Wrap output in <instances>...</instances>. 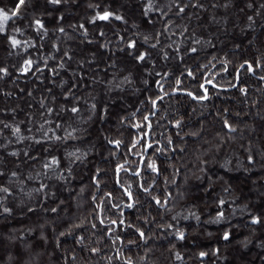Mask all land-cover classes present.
Wrapping results in <instances>:
<instances>
[{
    "label": "trees",
    "instance_id": "1",
    "mask_svg": "<svg viewBox=\"0 0 264 264\" xmlns=\"http://www.w3.org/2000/svg\"><path fill=\"white\" fill-rule=\"evenodd\" d=\"M13 2L14 0H0V6H11ZM160 2L163 3L164 0ZM184 2L187 3L188 0ZM200 2L203 3L204 9L187 10V15L192 16L191 21L176 16H170V19L175 21L176 25H187L189 33L194 32L202 41H212L213 46L197 45L201 49L199 55L186 57V64L195 70L198 64L207 63L212 56H216L218 58L214 61L216 68L198 70L197 81H201L202 75L219 72L214 81L218 87L213 89L209 86L210 99L203 104L192 101L186 96H180L166 98L160 105L161 111L157 116L166 115L171 119L173 114L183 115L186 121L185 132L196 131L201 125L203 131L195 139L190 136H186L184 141L176 138L177 151L171 153V160H165L164 174L157 178V186L154 189L157 195L163 194L164 177L170 180L167 188L172 197L169 202V207L173 208L172 212H165L162 208H150L149 199L143 194L138 196L140 203L136 209H121L126 219L153 235V239L149 240L147 245L141 243L138 246L125 247L123 251L126 256H132L134 260L139 261V258L150 249L146 257L147 264H264V223L251 224V216L258 215L264 218V81L257 78L259 75H264V71L257 70L256 76L242 69L238 72V86L246 87L248 90L246 98L238 88L223 90L231 88L229 81L235 83L234 76L240 63L244 60L253 61L264 52V15L255 16L262 0H200ZM225 3L229 4L227 9L222 7ZM248 3H253V8H247ZM89 4H99L101 6L99 10L110 6V10L123 15L127 23L113 21L108 24L91 25L88 19L94 14V10L88 7ZM213 4L218 6L213 8ZM46 10L51 12L50 16H43L49 28V36L43 41L44 47L40 51L35 49L31 51V57L40 59L52 55L55 50L51 45L58 43L61 53L65 50L69 51L73 60L66 65V71H61L55 77V82L52 81L51 73L47 70L43 74L33 71L27 76H19L15 73V69L11 68L18 62L19 57H9L4 50L3 41H0V64L10 66L14 73L6 80L0 81V119L7 118L11 122V116L5 117L3 112L14 108L17 112V122L31 117V122L22 127H32L33 133L39 137L40 133L37 129L42 122L40 116L42 110H39L40 99L47 97V103L51 104L52 95H55L58 108L59 94L62 91L59 85L64 83L65 89L72 86L76 95L82 98L81 119L77 126L84 131L78 134L81 138L76 141L55 145L53 152L63 156L66 150L79 148L82 152L88 153V158L74 166L76 178L68 184H62L54 176L51 179L45 178L43 182L49 185V191L56 193V197L49 195L47 199L42 193L32 191L39 187L38 179L33 181L24 179L29 173L35 176L41 170L40 162L21 163L19 171L22 173L23 184L12 185L14 195L8 199L9 206L14 209L13 214L0 215V264H10L9 256L17 261L21 254L20 264L24 262L63 264V257L67 254L70 258L73 252L78 257V264H107L101 256H112L113 248L106 237L100 245L103 252L96 257H91L87 251L77 245L75 236L60 237L61 247L58 249L55 242L60 231H64L73 222H79L78 218H84L91 212V195L95 189L90 177L95 169L99 168L106 172L105 183L101 186V192H97L96 195L102 196L103 192L114 188L112 168L116 161L121 159L124 148L113 149L105 137L120 138L127 143L130 133L136 132L135 129L127 127L128 122L132 120L131 113L137 107L147 112V108L141 105L140 101L156 92V85L152 80L158 78L149 77V85L147 87L143 85L141 82L143 74L140 69L133 66L130 58L117 51L119 36L115 33L118 32L125 38L130 36L135 38L134 32L141 35L152 33L160 30L163 25L156 23L153 26L143 21L140 0H67V3L56 10L47 4V0H26V7L22 8L25 19L19 22L20 26L25 27L33 15L39 17ZM248 15H253L256 21L251 28L247 20ZM59 16L64 17L61 26L65 29V35L55 31ZM80 23H84L88 28V39L93 40L92 44H88L80 35L81 30L78 28ZM73 25L77 27L74 29ZM133 25L137 27L134 29ZM100 30L106 33L105 37L98 35ZM176 30L177 35L172 37V40H175L177 46L183 50L184 45L191 44V40L188 39L189 34L181 37L179 29ZM28 38L34 39V42L38 40L31 30H26L24 37H21V39ZM161 39L164 45L171 42L166 37ZM104 43H108V48L100 47ZM166 50L172 52V49ZM59 55L56 54V59L50 61V65L58 66ZM89 59H94L96 63H87ZM153 59L157 61V69L173 72V77L165 84L166 88L185 67L184 63H177L175 59L165 63L155 52ZM222 59L230 61L228 73H223L221 70L219 60ZM113 62L116 67L107 68V65ZM80 63L84 64L83 69L79 68ZM40 66L43 67L42 61ZM130 73L132 84L125 85L123 91L108 92L107 81H112L113 76L116 81L122 80ZM80 75H84V80L76 85L74 81ZM94 78L100 82L95 83ZM41 80L43 83H40ZM197 81L184 78L183 87L195 93L198 91ZM48 89H52L51 94ZM29 91L33 93L31 97L27 95ZM3 92H11L12 95L5 97ZM85 101L87 104L84 103ZM254 101L255 106H253ZM93 102L98 105V109L107 107V115L103 111H98L96 116L88 120L90 115L88 106ZM223 109L229 110L231 122L238 128L230 140L226 139V130L222 129L218 119V113ZM236 113H239V116ZM124 117H128V120L121 124V119ZM64 118L67 119L66 116ZM51 119L60 122V117L55 115ZM153 124V136L157 140L163 139L161 133L167 136L175 132V129L168 126V120H160L157 126L156 118H153ZM58 134L63 135V132ZM5 135H8L6 130ZM219 142H223V146L217 151ZM3 143V137H0V144ZM29 143H13L9 145L8 150L22 151L28 147V150L34 154L43 155L40 146L29 147ZM249 146L254 156L253 164L247 162ZM180 147L185 148L183 153L179 152ZM113 151L117 153L115 158L111 155ZM130 159L135 160L136 157ZM172 165L179 169L174 182H171ZM8 167L12 168L14 165L9 163ZM201 167L206 168L205 173L199 171ZM198 176L200 179H197ZM121 179L124 183L133 184V192H136L134 177L122 174ZM20 187H23V192L19 190ZM81 187H84L82 194ZM226 188L228 191H225ZM29 192L31 196L27 195ZM114 195L117 197L114 202L124 203L120 199L119 190ZM221 198L227 202L222 209L224 218L217 223L214 221L219 209L218 200ZM60 200L64 201L62 205L59 204ZM57 205H59L58 213H51L50 207ZM29 207L34 211L29 212ZM149 212L152 214L149 219L154 217L155 223L145 225L143 218L147 217ZM112 213V218H115V210H112ZM177 213L181 215L173 221L171 217ZM190 213L199 216V220ZM107 215L106 212V217ZM137 217L140 219L138 220ZM160 223H172L175 227L165 232L156 227V224ZM177 228L185 232V240L178 241L171 234ZM226 231L230 234L228 240L223 239ZM79 234L90 236V230H77V235ZM101 234L97 233V235ZM121 235L127 234L121 232ZM92 241L94 243L95 237ZM201 251L208 254L203 261L199 258ZM176 252L183 257L182 261L176 260ZM114 264L119 262L114 261Z\"/></svg>",
    "mask_w": 264,
    "mask_h": 264
},
{
    "label": "snow or ice",
    "instance_id": "2",
    "mask_svg": "<svg viewBox=\"0 0 264 264\" xmlns=\"http://www.w3.org/2000/svg\"><path fill=\"white\" fill-rule=\"evenodd\" d=\"M67 3V0H47V4L52 7L53 10L59 9ZM141 4V15L145 23L155 26L156 23H161L163 27L152 33H145L141 35L138 32H134V37L132 36L125 38L120 33H115L119 36L117 42V51L123 53L126 58H130L133 62V66L139 68L142 72L141 82L145 87L149 85V77H156L158 79H153L152 83L156 85V92L153 95L146 96L140 101V104L147 108V112H143L140 107L134 109L131 113L132 120L128 122L127 127L135 129V133H130V139L127 143L123 139L116 138L112 139L105 137L107 143L112 145L113 149L124 148V153L120 160H117L112 168L113 173V184L114 188L109 191L103 192L102 196H97V192H101V186L105 183L106 172L99 168L95 169L90 177L91 184L94 186L95 191L91 195V212L88 216L84 218H78L79 222L71 223L64 231L58 233V238L55 242L56 248L61 247L60 237L75 236V243L80 245L83 250L87 251L91 257H96L101 255L103 252L100 246L104 238L110 241L111 247L113 248L112 256H101L107 264H114V261H118L119 264H147L146 257L148 255L147 250L145 255L139 258V261L134 260L132 256H126L123 249L125 247L138 246V244L147 245L149 240L153 239V235L146 232L141 226L132 223L130 220L125 218V213L122 208L129 210L136 209L139 205L138 196L143 194L149 199V207H156L158 209H164L165 212H172L173 208L169 207V202L171 201V193L168 191L167 185L170 183L168 177H164L163 183L165 185L162 195H157L154 189L157 186V178L164 174V163L165 160H171L172 155L177 151L176 138L184 141L186 136L192 138H198L203 131V125L200 126L196 131H187L184 129L186 127L185 117L183 115L173 114L172 118L169 119L168 116H157L161 111L160 105L166 98L170 97H180L186 96L192 101L203 104L210 99L209 86L213 89L218 87V84L214 81L219 72L210 73L209 75H202L201 81H197V71L200 69L208 70L209 68L215 69L218 58L212 56L211 60L204 64H198L197 68L187 66L186 57H195L199 55L200 48L197 45L203 46H213L211 40L202 41L194 32L189 33V27L187 25H176L175 21L170 19V16H176L180 19H186L188 21L192 20V16L187 15L188 9H204L203 3L200 0H188L187 3L184 0H164L163 3L160 0H140ZM218 5L213 4L212 7L215 8ZM26 7V0H14L11 6H0V41H3L4 50L9 57L16 56L19 60L16 64L12 65L11 68L15 69V73L19 76H27L29 73L35 71L43 74L45 70L51 73V79L55 82V77L60 74L61 71H66V65L68 62L73 60V56L69 51L65 50L61 53V49L58 43H52L51 48L54 51L52 55H46L40 59H33L31 57V51L33 49L40 51L43 47V41L49 36V28L43 19L44 15H51L50 11H45L39 17L33 15L26 23L25 27H21L19 22L24 20V14L22 8ZM89 8L94 10V14L89 17L88 23L91 25H98V23L108 24L113 21H118L120 23H127L125 17L121 14H117L110 10V6H105L103 10L100 9L99 4H89ZM225 9L229 7L228 3L222 5ZM247 8H253V3H248ZM264 15V0L259 4V10L255 12V16ZM64 20L63 16L57 17V28L56 32L65 35V29L61 26V22ZM247 20L249 22V28H251L255 23L253 15H248ZM77 26L73 25L75 29ZM137 26L133 25L135 29ZM78 28L81 30L80 35L88 44H92L93 40L88 39L89 30L84 23H80ZM179 29V35L184 37L188 35V39L191 40V44L184 45L183 50L180 46H177V42L172 40V37L177 35V30ZM31 30L35 33V37L38 38L34 42V39H21L24 37L25 31ZM98 35L100 37H105L106 33L100 30ZM161 37H166L170 43L164 45ZM183 41H181V44ZM101 48H108V43L100 45ZM166 49H172V52H168ZM156 53L160 60L165 63L175 59L177 63H184L185 67L175 76L174 80L166 88L165 84L168 83L173 77V72L171 70H161L157 69V61L153 59V53ZM56 54L59 55V63L57 65H50V61L56 59ZM115 55V53H113ZM95 56V53L93 54ZM41 61L43 67H41ZM89 64H95L94 59H89L87 61ZM221 70L223 73H228L230 61L228 59L219 60ZM84 64L80 63L79 68L83 69ZM116 64L107 65V68H115ZM10 66L6 64H0V81L6 80L14 73ZM107 68L105 71H107ZM239 69L244 72L257 75V70L264 71V52L260 56L256 57L253 61L244 60L239 64ZM75 75V74H74ZM190 78L193 81H197L198 91L193 92L187 90L183 87V79ZM259 80L264 81V75H259L257 77ZM84 80V75H80L77 80L74 81L76 85L80 81ZM236 83L229 81L228 84L231 88H238V91L246 98L248 95V90L246 87H239V73L237 72L234 76ZM95 83L100 81L95 80ZM43 83V80L40 81ZM133 83L131 73L124 76L122 80L116 81L115 76H113L112 81L106 82V87L108 92L112 91H123L125 85H130ZM59 87L62 91L59 94L60 103L58 108L57 98L52 95L51 104L47 103V97H43L39 101V110L42 122L39 123L37 132L40 133L37 137L33 133L32 127H22L26 123L31 122V117L24 121H16V109H11L10 111L4 110L3 114L5 117L11 116V122L7 118L0 119V137H3L4 143L0 144V215L11 216L13 214V207L9 206L8 199L13 197L14 193L12 191V185L23 184L21 180L22 173L19 171L21 163H29L31 161L40 162V171H38L35 176L29 173L24 177L27 181L39 180V187L33 189L32 191L37 193H42L44 198L47 199L49 195L51 197H56L55 192L49 191V185L44 183V179H51L53 176L55 179L62 184H68L75 180L74 166L77 163H83L88 158L87 152H82L79 148L72 151H65L63 156H58L54 154L53 147L55 145L67 144L69 141H76L80 139L79 133L84 131L78 127V123L81 119V97H78L75 92V88L72 86L65 89L64 83H61ZM227 91L228 89H223ZM23 91V90H21ZM49 94L52 93V89H48ZM5 97H10L11 92H3ZM29 97L33 95L31 91L27 93ZM87 104V101L84 102ZM255 101L253 106H255ZM88 111L90 113L88 120H91L93 116H96L98 111H103L105 115L108 113V108L103 107L98 109V105L93 102L88 106ZM195 111V109H193ZM139 114V115H138ZM53 115L60 117V122H57L51 117ZM239 116V113H236ZM67 117L65 119L64 117ZM153 118H156L157 126L160 120H168V126L175 129V132L171 135L164 136L162 140H157L153 136L154 124ZM218 119L221 122L222 129L225 131L226 139H232V134L238 131L237 126L231 122L230 114L228 109H223L222 112L218 113ZM128 120V117L121 119V124H124ZM86 122V121H85ZM49 125V127H45ZM5 130L8 135H5ZM63 132V135L58 134ZM25 142H30L29 147L35 145L40 146L43 155H36L28 150L26 147L24 150H11L9 151V145L24 144ZM47 145V147H45ZM223 146V142H219L217 146V151ZM185 151L184 147L179 148V152L183 153ZM249 155L247 156L248 164L254 163V156L251 153V146L248 148ZM112 157L115 158L117 153L113 151L111 153ZM136 157L135 160H131L130 157ZM12 158V159H9ZM164 158V159H161ZM19 161V163L17 162ZM9 163L13 164L14 167L9 168ZM202 163H204L202 161ZM229 163V162H226ZM224 165H222L223 167ZM173 167V180L178 174L179 169L172 165ZM201 173H205L206 168L201 167L199 169ZM127 175L129 177L135 178L136 192H133V184L124 183L121 179V175ZM197 179H200L198 176ZM210 179V178H209ZM187 183V181H185ZM21 192L24 191L23 187L19 189ZM120 191V199L124 201L123 204L119 202H114L117 197L114 193ZM225 191H228L226 188ZM84 192V187L80 188V193ZM31 196V192L27 193ZM227 201L223 198L218 200L219 209L216 214V219L214 222H219L224 218V212L222 211L225 203ZM63 200L59 201L62 205ZM112 210H115V218H112ZM29 212H33L34 209L28 208ZM49 211L51 213L57 214L59 211V205L50 207ZM106 212L108 213L106 217ZM151 212L147 217L143 218V223L145 225L155 223V218L149 219L151 217ZM180 213L172 215L171 219L173 221L177 220ZM191 216H195L199 220V216L195 213H190ZM187 218V217H185ZM139 220L140 217H137ZM107 221V222H106ZM264 223V218L258 215L251 216V224L261 225ZM156 227L163 229L165 232L171 231L175 226L172 223H160L156 224ZM77 230H90V236H85L83 234L77 235ZM55 231V229H53ZM121 232L126 233V236H122ZM97 233H102L97 235ZM171 234L178 241L185 240V232L176 229ZM229 232H224L223 239H229ZM95 237L93 243L92 238ZM46 239L45 237H42ZM247 246V241L244 242ZM175 247V245H173ZM218 251V250H217ZM206 252L201 251L199 253V258L201 261L207 256ZM175 258L177 261H182L183 257L179 252L175 253ZM10 264H20L22 261V254L20 259L14 261L12 256L8 257ZM27 264V262H24ZM63 264H78V257L73 252L69 258L66 254L63 257Z\"/></svg>",
    "mask_w": 264,
    "mask_h": 264
},
{
    "label": "water",
    "instance_id": "3",
    "mask_svg": "<svg viewBox=\"0 0 264 264\" xmlns=\"http://www.w3.org/2000/svg\"><path fill=\"white\" fill-rule=\"evenodd\" d=\"M241 69H238L237 72H239ZM236 83V81H235ZM228 90L234 89V88H227Z\"/></svg>",
    "mask_w": 264,
    "mask_h": 264
}]
</instances>
